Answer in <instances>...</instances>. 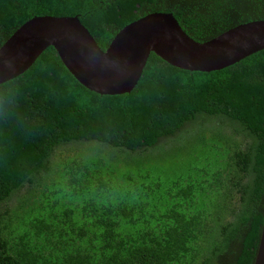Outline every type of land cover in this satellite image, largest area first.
I'll list each match as a JSON object with an SVG mask.
<instances>
[{"label":"trees","instance_id":"obj_1","mask_svg":"<svg viewBox=\"0 0 264 264\" xmlns=\"http://www.w3.org/2000/svg\"><path fill=\"white\" fill-rule=\"evenodd\" d=\"M155 10L202 41L264 0H0V44L32 15L75 14L104 49ZM171 137L176 169L154 159ZM263 191L264 48L208 71L149 52L105 94L47 45L0 82V264H251Z\"/></svg>","mask_w":264,"mask_h":264},{"label":"water","instance_id":"obj_2","mask_svg":"<svg viewBox=\"0 0 264 264\" xmlns=\"http://www.w3.org/2000/svg\"><path fill=\"white\" fill-rule=\"evenodd\" d=\"M47 45L79 84L113 94L131 89L149 52L178 68L208 71L264 48V18L237 23L198 41L170 12L155 10L122 25L101 49L75 14L32 15L0 44V82L22 72ZM251 264H264V191Z\"/></svg>","mask_w":264,"mask_h":264},{"label":"rangeland","instance_id":"obj_3","mask_svg":"<svg viewBox=\"0 0 264 264\" xmlns=\"http://www.w3.org/2000/svg\"><path fill=\"white\" fill-rule=\"evenodd\" d=\"M175 137H171V138H167V139H162L159 142V145L161 146H165L166 148L159 152L157 154V158H154L155 160H157L159 162V164H161L164 168L166 169H176L177 167H179L180 165V161L183 159L182 157H184L185 151L184 150V141H177V142H171L169 143L171 140H175ZM169 143V144H168ZM168 144V145H167ZM72 146V145H70ZM63 148V146H62ZM166 153L167 156H163V154ZM167 163V164H165ZM22 191V189H20V192ZM19 194V193H18ZM14 199V196L12 197ZM9 205L13 204V200H9Z\"/></svg>","mask_w":264,"mask_h":264}]
</instances>
